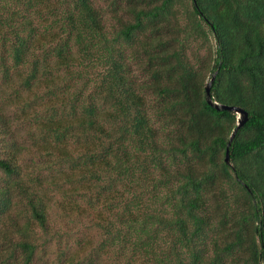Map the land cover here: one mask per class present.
Wrapping results in <instances>:
<instances>
[{"label":"trees","instance_id":"trees-1","mask_svg":"<svg viewBox=\"0 0 264 264\" xmlns=\"http://www.w3.org/2000/svg\"><path fill=\"white\" fill-rule=\"evenodd\" d=\"M215 74L249 116L231 164ZM20 207L6 264L54 243L72 264H264V0H0V215Z\"/></svg>","mask_w":264,"mask_h":264},{"label":"rangeland","instance_id":"rangeland-1","mask_svg":"<svg viewBox=\"0 0 264 264\" xmlns=\"http://www.w3.org/2000/svg\"><path fill=\"white\" fill-rule=\"evenodd\" d=\"M28 158L36 160L34 158L33 154L29 153L27 154ZM26 159L28 162L29 159ZM31 165V163H29ZM28 163L27 165L30 166ZM23 211V212H21ZM18 217L20 220V224L24 225L27 222L26 212L23 210V208H18L12 212V214L9 216V218L6 221V215H0L1 222H0V241L4 242V251L1 252L0 249V264H6V246L8 247V252H12L13 249L9 246V244H6V235H10L12 229V219L11 217ZM56 218L57 216L54 215ZM21 236L18 233H15L14 239L18 240ZM99 238H94V241H98ZM64 248V245L62 246ZM60 246L58 244H52L50 247H47L46 249L42 250L41 252H38L37 255V262L33 264H72V260L74 257L81 255L84 250L75 251L73 250L68 255L65 253H59ZM73 253V254H72ZM72 254V256H71ZM71 256V257H70ZM72 258V259H71ZM71 259V261H70ZM20 262H23V256L22 253H18L16 256V260L12 262V264H19Z\"/></svg>","mask_w":264,"mask_h":264},{"label":"water","instance_id":"water-1","mask_svg":"<svg viewBox=\"0 0 264 264\" xmlns=\"http://www.w3.org/2000/svg\"><path fill=\"white\" fill-rule=\"evenodd\" d=\"M216 78V74L213 76L211 82L207 85L206 87V91H207V100L208 103L210 105H212L213 107H215L218 110H231L236 112L239 115V124H238V128L235 130V132L233 133V135L231 136L228 148H227V155H226V162L228 164H231V160H230V147L232 145V142L237 134V131L239 130V128H241L249 119L248 113L246 111H244L243 109L240 108H236V107H229V106H224V105H219L218 103H215L212 99L211 96V86L212 83L214 82Z\"/></svg>","mask_w":264,"mask_h":264}]
</instances>
